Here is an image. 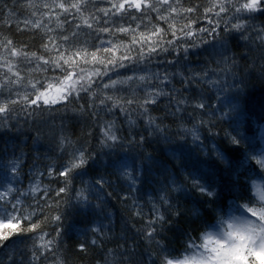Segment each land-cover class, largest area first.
Instances as JSON below:
<instances>
[{"label": "snow or ice", "instance_id": "1", "mask_svg": "<svg viewBox=\"0 0 264 264\" xmlns=\"http://www.w3.org/2000/svg\"><path fill=\"white\" fill-rule=\"evenodd\" d=\"M11 2H22L28 12L17 17L16 30L33 33L39 45L0 40V139L18 129L21 117L27 123L46 113L86 118L88 130L84 137L68 135L62 119L60 130L52 129V156H33L20 146L9 155L7 144H0V264H45L49 254L53 264H63L56 256L62 205L108 219L105 196L112 195L106 190L113 176L126 192L120 199L131 201L132 215L142 220L137 231L149 247L140 253L141 264H264V151L257 154L239 126L221 129L223 138L210 148L201 134L219 135L211 125L229 118L207 103L209 90L220 100L230 89L239 97L248 87L239 61L253 45L264 52V0ZM14 14L8 0H0V33L10 24L5 17ZM198 49L213 58L200 68L188 63ZM174 139L162 167L151 152L111 158L125 141L142 148ZM96 145L110 158L102 161ZM197 149L208 159L194 155ZM160 176L159 206L153 202L145 216L134 194L160 183ZM189 186L206 199L192 212L197 235L187 234L180 254L158 237L166 213L180 215L171 193ZM91 231V245H97L104 228ZM28 233L32 249L18 254L14 237ZM88 247L87 241L77 245L81 253ZM109 254L121 257L119 264L134 255L119 249Z\"/></svg>", "mask_w": 264, "mask_h": 264}, {"label": "trees", "instance_id": "2", "mask_svg": "<svg viewBox=\"0 0 264 264\" xmlns=\"http://www.w3.org/2000/svg\"><path fill=\"white\" fill-rule=\"evenodd\" d=\"M8 3L10 8L15 9V14L5 17V19L10 20V24L5 26L3 32L0 33V40L7 36L18 44L28 43L38 47L39 41L34 38L33 33L19 32L15 28L17 17L22 19L28 15L23 3L16 4L12 3L11 0H8ZM35 47H33V50H35ZM242 54L246 57V60L239 61L238 72L247 78V89L244 93L239 94V97L236 89H230L224 93L220 100L215 99L216 93L214 90H209L207 95L212 98L207 103L222 109L224 112H228L229 118L216 120L211 125L212 132L219 133V135L208 134L207 130H204L201 134L207 137L205 143L210 148L213 143L223 138L221 129L224 132H231L234 127L239 126L240 131L251 141L255 152L258 154L264 151V76H262V72H264V52L258 51L253 45L251 52L248 49H243ZM212 59L208 53L198 49L190 53L188 63L191 66L200 68L205 63L212 61ZM216 59H219V57ZM210 66H215L214 61ZM234 104L238 105L235 111L232 110ZM71 116V113H60L51 116L46 113L43 117L37 116L35 119H29L27 123L21 117L18 129L4 131L0 144H7L9 155L15 146H20L24 148L25 152H30L33 156H52L54 155L52 150L55 148V144L52 142V129L59 131L62 119L65 125L64 131L68 135H72L75 131L76 136L84 137L88 130L85 123L86 118L85 120H73ZM209 119L211 118L209 117ZM128 131L129 129L125 127L122 135H126ZM138 131H142V129ZM173 131H175V126H173ZM37 136L39 137L38 140L36 139ZM177 142L174 139L171 144H152L151 147L145 145L142 148H138L135 144H128L125 141L123 146H116L111 158L126 156L131 159L139 156L141 152H151L154 157L158 158L157 166L162 167L165 164V156L171 159V154L167 150L174 149ZM93 143L95 144V141ZM187 144L188 147H193L191 138L188 139ZM96 147L102 161L110 158L106 155L107 149L101 152L99 146L96 145ZM162 149L165 151L162 152ZM197 154L202 160L208 159L203 151L199 149L196 150L194 155ZM28 162L31 163L32 161L29 160ZM175 162L179 166V161ZM97 167L102 168V165H97ZM28 171V169H25L26 174ZM84 179L87 180L89 177L86 176ZM163 179L160 176V183L150 182V185L144 189L143 193L134 194L145 216L151 215L153 202H156L157 206H159L158 197L163 194L160 191ZM111 181L112 187L106 191L111 192L112 195L105 196L107 200L105 207L111 213L108 219H105L103 215L97 217L91 210L85 212L83 209L77 210L76 208L62 205L61 212L64 219L61 236L58 240L59 250L56 256L63 261V264H106V261L107 264H119L121 257H113L109 254V250L115 251L117 249L120 251L127 250L129 253L134 254L124 257V264H141L140 253L146 252L149 247L148 241L144 240L137 231L142 224V220L132 215L131 201L125 202L120 199L126 194L125 191L121 190V182L117 181L115 176L111 177ZM48 182L51 183V181ZM28 183V180L23 181V187H27ZM75 183L79 185L80 181L77 180ZM17 186L20 187V185ZM170 199L174 202V210H178L180 215L176 216L174 212L166 213L168 223L164 224L160 229L158 239L162 237L163 241L169 244L172 249H181L180 254H182L181 246L186 244L187 234L197 235V233L192 232V212L206 198L189 186L183 192H172ZM161 210L163 211V209ZM89 220L92 221V224L89 223ZM94 225H100L104 228V234L100 236L97 245H91V240L96 238V235L91 231V227ZM54 228L55 224H52L47 227V230L52 232ZM85 233L87 235H84ZM31 235V233H28L21 237H14L16 243L12 247L16 249L18 254L23 252L27 255L32 249L33 240L29 238ZM85 241L88 242L89 247L87 252L81 253L77 245ZM54 259L52 254H49L45 264H53ZM25 264H27V261H25Z\"/></svg>", "mask_w": 264, "mask_h": 264}]
</instances>
